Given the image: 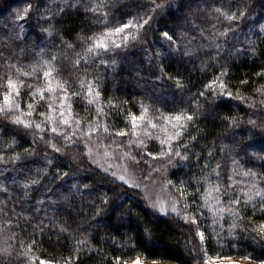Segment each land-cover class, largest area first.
I'll return each instance as SVG.
<instances>
[{"label": "trees", "instance_id": "1", "mask_svg": "<svg viewBox=\"0 0 264 264\" xmlns=\"http://www.w3.org/2000/svg\"><path fill=\"white\" fill-rule=\"evenodd\" d=\"M101 37L108 51L90 52ZM8 78L20 87L19 108L0 113V264L264 263V0H0V104ZM93 142L144 179L161 171L177 212L95 170Z\"/></svg>", "mask_w": 264, "mask_h": 264}, {"label": "rangeland", "instance_id": "2", "mask_svg": "<svg viewBox=\"0 0 264 264\" xmlns=\"http://www.w3.org/2000/svg\"><path fill=\"white\" fill-rule=\"evenodd\" d=\"M86 154L95 170L139 191L146 206L157 215L165 217L174 215L177 212V205L161 171L156 170L151 178L144 179L141 177L136 161L120 150L106 147L103 144H96V142L87 146ZM137 260H139V264H170L160 261H143L140 258L133 259L127 264H136ZM207 261L210 264L230 262L264 264L245 258L209 257Z\"/></svg>", "mask_w": 264, "mask_h": 264}, {"label": "snow or ice", "instance_id": "3", "mask_svg": "<svg viewBox=\"0 0 264 264\" xmlns=\"http://www.w3.org/2000/svg\"><path fill=\"white\" fill-rule=\"evenodd\" d=\"M157 7H160V6L158 5ZM217 11H219V10L217 9ZM241 15H243V13H241ZM227 18L229 20H234L235 16L234 15L233 16H228ZM146 22L147 21H145V23ZM128 26L129 25H124V27H128ZM120 31H121L120 28L116 29V32H120ZM163 35L166 38H168L169 40H171V36H169L168 32H164ZM222 35H224V34L222 33ZM101 49H103L105 52L108 51V44L103 42V38L102 37L101 38H97L94 48H90L89 51L90 52L91 51L99 52ZM25 75H27V74L25 73ZM43 75H44L45 80L49 82V86L47 87V91L49 93H51L53 91V89L50 86V80H49V77L51 76V72L50 71H46V72H44ZM221 75L223 76V75H225V73H221ZM216 79L218 80L219 78H216ZM213 83H215V81ZM19 87L20 86L17 83H14L11 78H8L7 85L5 87V92H4V95H3V101H2V104H0V113H4L5 115H10L14 108H19V104L16 103V100L13 98V96H15V98L18 99V97H19ZM207 87H211V85H208ZM63 91H64L65 95L61 98V108H64L66 106L65 102L68 99L67 89H63ZM91 91H92L91 86H89V95H91ZM213 92H215V89H213ZM37 94L40 96L41 99L43 98V91L42 90H38V92L33 93L32 95H33V97H35ZM73 95H75V93H73ZM97 95H98V93H97ZM201 95H203V93H201ZM220 95H221V97H229V98H231V93L226 91V87H225V85L223 83L220 84ZM214 99H216L215 96H214ZM48 107H49L50 110L52 109V105L51 104H49ZM28 108H29V112L27 113V115L31 116L32 115V109H33V104H29ZM68 110L70 111V106L68 107ZM98 111L102 112V109H100ZM40 115L43 116L44 113L42 112V113H40ZM49 119H51V117ZM174 119L179 122V121H181L182 116L181 115H177V116L174 117ZM183 119H185L187 121H191L193 119V116L192 115H187V116H184ZM143 120H144L143 116L137 117L135 114L131 115L129 122L131 123L132 129H133V135H135V130L139 126L137 122L138 121H143ZM13 122L16 123V124H22L25 128L33 127V125L30 122H26L25 120L21 119L20 116H16ZM74 122L79 124V121H74ZM60 123L65 125V126H69V127H70V125L72 123V121H70L69 119L65 118L64 111L60 112ZM249 123H253V125H254V122H252V121H249ZM34 127L36 129L40 130V131H44V129L42 128V125L40 123L35 124ZM151 127L154 129V128L157 127V125L156 124H152ZM174 127H182V125H175ZM50 131H51V133H54L57 136H61L63 138H68L65 132L58 131V129L55 126V124H53V126L50 129ZM92 131H93V129L91 127H89V130L86 133V135L90 136L92 134ZM95 131H99V129H95ZM103 132L110 135L109 129L106 126L103 128ZM73 135H75V131H73ZM116 135L120 136V137H124V136L128 135V132L126 130H121V131L117 132ZM178 136H179V132H177V138H178ZM40 139H43V137H40ZM172 139H173L172 136L168 137V141H171ZM168 141L162 140L161 144H168ZM131 143H132V141H129V145H131ZM136 143L138 145H140V146L143 145V141L140 140L139 138H137ZM55 151L59 152V149L57 148V149H55ZM164 154L165 153L162 150L161 155H164ZM167 154L168 155L179 156L182 160L186 159V157L181 155L180 152H173L171 144H168ZM145 155L152 156V153H146ZM121 179H123V177H121ZM181 185H182V187H181V189H179V191L181 192V194H183V182H181ZM216 191L219 192V188H217ZM226 194L227 193H223V195H226ZM257 195H260V193H257ZM230 202L232 204H237L238 205L240 203V200L237 198L235 200H231ZM262 211H264V209H262ZM259 231L261 233H264V225L260 226ZM199 236H200L201 240L204 239V234L203 233H199ZM40 264H49V262H45V261L42 260L40 262ZM136 264H139V260H137Z\"/></svg>", "mask_w": 264, "mask_h": 264}]
</instances>
